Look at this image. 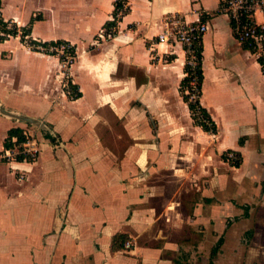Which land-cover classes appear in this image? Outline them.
Masks as SVG:
<instances>
[{"label": "crops", "instance_id": "1", "mask_svg": "<svg viewBox=\"0 0 264 264\" xmlns=\"http://www.w3.org/2000/svg\"><path fill=\"white\" fill-rule=\"evenodd\" d=\"M0 1L19 26L41 17L33 39L74 46L80 92L63 90L59 56L0 42V105L54 133L29 125L37 158L0 162V264H264V70L220 0H128L111 37L115 0ZM166 14L207 24L199 103L215 131L183 98L182 46L155 40ZM25 125L0 114V151ZM117 234L130 249L111 248Z\"/></svg>", "mask_w": 264, "mask_h": 264}, {"label": "built area", "instance_id": "2", "mask_svg": "<svg viewBox=\"0 0 264 264\" xmlns=\"http://www.w3.org/2000/svg\"><path fill=\"white\" fill-rule=\"evenodd\" d=\"M128 9V0H125L117 15H121ZM217 12L226 13L229 15L232 29L237 40L247 43L249 46L256 49L257 54L264 55V0H220ZM260 13L262 21L258 22L255 15ZM115 28H112V31ZM207 30L206 22L201 19L196 21H187L179 14H166L161 19L160 31L156 34L155 40L159 44H179L182 46L185 54L184 59V78L186 83L183 85V92L187 103H196L199 106V97L201 93V77L199 69L201 68V41L203 34ZM113 33H105V29L101 31V36L111 37ZM27 46L31 47L28 41H22ZM69 45L60 44L55 46H48L44 48L41 45H36L37 50H46L48 54H55L62 56V63L64 68V78L62 81L63 90L74 98V94L69 88L70 80L68 79L66 70L67 67L74 61L75 56L70 51ZM32 48V47H31ZM33 49V48H32ZM45 52V51H43ZM193 120L197 119L207 126L211 127L209 118L201 116L199 111L191 113ZM26 140L18 148V146L11 148H4L0 151V162L18 161L16 158L19 154H24L29 158L28 161H34L37 158L39 148L37 145L36 133L25 130ZM226 158L234 160L236 158L233 152H227ZM27 161L26 159H23ZM22 160V161H23ZM132 246L129 239H125L122 249L128 250Z\"/></svg>", "mask_w": 264, "mask_h": 264}, {"label": "trees", "instance_id": "3", "mask_svg": "<svg viewBox=\"0 0 264 264\" xmlns=\"http://www.w3.org/2000/svg\"><path fill=\"white\" fill-rule=\"evenodd\" d=\"M124 1L125 0H115L114 1V4H113L114 9L112 12V19L106 21L103 25V28L105 29V33H113V35L116 33V25H117V22L121 16V15H117V14H118L119 10L121 9ZM0 8H1V1H0ZM40 18L41 17L39 15L31 16L25 25L19 26L15 22H13L12 20H4L3 17L1 16V12H0V42L8 39L11 36H19L21 41H28V43L31 45V47L35 50H37V48L35 47L36 45H41L44 48H46L48 46H55V45H60V44H65V45L69 44L70 45L69 42L62 40V39L47 40V41H41V40L33 39V37L31 36V28H32L34 21L39 20ZM112 28H115V29L112 31ZM242 45L245 48L250 49L252 52L257 53L255 48L247 46L246 43H242ZM69 49L72 52V54L75 56L74 46L71 45L69 47ZM199 50L202 51L201 46H199ZM43 51H45V53H47L46 50H43ZM59 58L62 59V56H59ZM201 59H202V55H201ZM257 61L261 64V67L264 70V56L262 54H257ZM199 74H200L201 81H202V69L201 68L199 69ZM185 83H186V79L184 78L182 80V83H181L182 87ZM69 88L71 89L72 93L75 95L74 98L79 97L80 92L77 90L76 86L74 84H72L71 82L69 83ZM183 98L186 101L185 94H183ZM188 106H189V110L191 113L198 110L199 113L201 114V116H203L204 118H209V120L211 121V127L207 126L203 122H199L197 119L196 120L194 119L195 123L201 125L207 131H215V124L211 120L210 116L208 115V113L206 112V110L203 107H201V106L198 107V105L196 103L195 104L194 103H188ZM26 129H30V126L25 125V127H20V126L11 127L7 131L6 137L3 141L4 148H11V147H15V146H18V148H21L19 146L23 142H25V140H26V136H25L26 135L25 134ZM42 134L44 137H47L51 140H54V138L51 137L48 133L42 132ZM235 156H236V158L234 160H230V163L234 166H238L240 163V158L237 154H235ZM16 159L18 161H22L23 159H26L27 161L29 160V158L26 157L24 154H19ZM126 238L127 237L124 234H117L112 240L111 248L113 250L122 248L123 242L125 241ZM220 244H221V240L219 239L217 241V243L215 244V246L212 248V254L213 255L216 253ZM211 264H214V263L211 261Z\"/></svg>", "mask_w": 264, "mask_h": 264}, {"label": "water", "instance_id": "4", "mask_svg": "<svg viewBox=\"0 0 264 264\" xmlns=\"http://www.w3.org/2000/svg\"><path fill=\"white\" fill-rule=\"evenodd\" d=\"M0 114L9 116L19 122H23L25 124L30 125L31 127H33L35 130L38 131H42L45 133H48L50 136H54V133L52 132V130L45 124V122H43L42 120L32 117V116H28L22 113H18V112H13L10 110H7L5 108H3L0 105Z\"/></svg>", "mask_w": 264, "mask_h": 264}, {"label": "rangeland", "instance_id": "5", "mask_svg": "<svg viewBox=\"0 0 264 264\" xmlns=\"http://www.w3.org/2000/svg\"><path fill=\"white\" fill-rule=\"evenodd\" d=\"M32 7H34V5ZM173 234H175L176 236H180L182 234V232L181 231H179V232H173ZM187 245H188L187 247H195V246H190L189 244H187ZM194 254L196 256V260L191 259L190 260V263H188V264H205V261H204V263H201V259L199 258L198 253H194ZM207 264H211V260H209V262H207Z\"/></svg>", "mask_w": 264, "mask_h": 264}]
</instances>
